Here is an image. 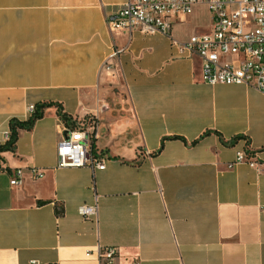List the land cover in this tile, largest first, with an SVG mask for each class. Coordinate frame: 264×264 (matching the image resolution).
<instances>
[{
  "label": "crops",
  "instance_id": "crops-1",
  "mask_svg": "<svg viewBox=\"0 0 264 264\" xmlns=\"http://www.w3.org/2000/svg\"><path fill=\"white\" fill-rule=\"evenodd\" d=\"M125 1L0 0V145L11 120L42 113L0 151V264H99V244L116 264H264V171L229 167L239 149L264 162V93L205 82L161 33L110 31ZM210 27L199 4L172 32ZM74 121L98 123L104 169L58 165Z\"/></svg>",
  "mask_w": 264,
  "mask_h": 264
},
{
  "label": "built area",
  "instance_id": "built-area-1",
  "mask_svg": "<svg viewBox=\"0 0 264 264\" xmlns=\"http://www.w3.org/2000/svg\"><path fill=\"white\" fill-rule=\"evenodd\" d=\"M207 6L211 27L208 31L194 33L188 40L179 41L173 36V24L184 21L196 5ZM110 31L115 29H138L147 34L161 33L171 39L182 55L198 57L202 62V78L216 84H244L264 93V0H126L116 14L107 16ZM117 51L109 56H114ZM29 111H36L35 105ZM11 131L5 140H11ZM98 136V123L85 122L65 126V136L58 145L60 167L89 166L93 170L106 167L105 154L94 148ZM247 163L258 171H264V162L259 161L251 150L239 149L234 163ZM0 156V169L3 168ZM36 177L44 173L32 167ZM23 169H13L11 184L23 181ZM79 213L86 219L98 220L99 204H82ZM99 264H116L119 248L97 245ZM92 250L87 255L93 254ZM31 264H39L32 260Z\"/></svg>",
  "mask_w": 264,
  "mask_h": 264
},
{
  "label": "trees",
  "instance_id": "trees-1",
  "mask_svg": "<svg viewBox=\"0 0 264 264\" xmlns=\"http://www.w3.org/2000/svg\"><path fill=\"white\" fill-rule=\"evenodd\" d=\"M42 116V113L37 110L29 119L25 120V121H19L17 119H13L11 120V140L8 141L5 145H0V151L3 150L4 148L6 149H12L15 144L16 141L18 139V128H28L31 127L34 122L40 118ZM63 119L65 121H68L67 117L65 115H63Z\"/></svg>",
  "mask_w": 264,
  "mask_h": 264
},
{
  "label": "rangeland",
  "instance_id": "rangeland-1",
  "mask_svg": "<svg viewBox=\"0 0 264 264\" xmlns=\"http://www.w3.org/2000/svg\"><path fill=\"white\" fill-rule=\"evenodd\" d=\"M203 27L206 28V26H203ZM204 28H203V29H204ZM76 123H77L76 121L73 122L74 125H76Z\"/></svg>",
  "mask_w": 264,
  "mask_h": 264
}]
</instances>
